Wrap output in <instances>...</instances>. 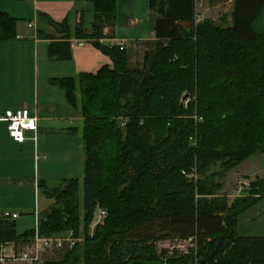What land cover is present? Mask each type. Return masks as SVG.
<instances>
[{
  "label": "trees",
  "instance_id": "1",
  "mask_svg": "<svg viewBox=\"0 0 264 264\" xmlns=\"http://www.w3.org/2000/svg\"><path fill=\"white\" fill-rule=\"evenodd\" d=\"M193 1L149 0L164 4L156 28L168 41L151 43L134 68L124 48L100 41L116 0H93L91 33L76 27L111 65L50 79L81 115L70 131L84 142V166L81 179L38 181L49 202L36 230L77 237L82 227V239L41 264H264V236L237 230L264 197V175L232 200L220 192L230 171L264 153V0H231L222 23L197 20ZM17 22L0 11V41L16 38ZM48 57L69 60V41H51ZM99 209L106 216L90 233ZM36 230L0 216V247L26 245ZM190 237L186 253L156 246Z\"/></svg>",
  "mask_w": 264,
  "mask_h": 264
},
{
  "label": "crops",
  "instance_id": "2",
  "mask_svg": "<svg viewBox=\"0 0 264 264\" xmlns=\"http://www.w3.org/2000/svg\"><path fill=\"white\" fill-rule=\"evenodd\" d=\"M116 2L115 20L105 26L100 41L107 44L124 42L127 67L134 68L140 61L141 48L146 42L168 41V37L157 34L156 28L164 4L153 3L152 6L149 0ZM219 2L229 3L232 8L231 0H194L193 11L197 20L210 18L199 15L204 5ZM0 11L18 19L16 38L0 41V211L30 213L38 208V181H48V154L59 153L54 159L56 161L66 153H82L84 147L80 135L78 137V133L70 131L72 127L80 129L81 115L67 102L65 91L50 79L76 77L83 71L96 72L104 64L111 65V60L90 40L73 35L80 25L85 33L92 32L93 0H0ZM230 12L231 9L228 15L222 14L218 23H222L224 17L230 22ZM53 22L62 25L56 27ZM180 24L181 27L188 26L184 22ZM61 40L69 41L71 58L50 59L49 43ZM17 109H25L37 118L36 133H26L27 139L22 143L9 137L7 124L1 119L6 110ZM34 135L35 141L30 139ZM259 156H264V153ZM235 172V175L246 177L244 172ZM259 202L264 209V197L256 204ZM248 212L246 210L240 216H250ZM31 219L24 218L22 222ZM238 233L252 235L239 230Z\"/></svg>",
  "mask_w": 264,
  "mask_h": 264
},
{
  "label": "rangeland",
  "instance_id": "3",
  "mask_svg": "<svg viewBox=\"0 0 264 264\" xmlns=\"http://www.w3.org/2000/svg\"><path fill=\"white\" fill-rule=\"evenodd\" d=\"M231 9V6L229 3H209L208 5H204L203 8H201L199 11V15H205L207 17H210L215 20L216 23L220 22L221 15H228L229 11ZM144 47H152V44H144V46L141 48V54L142 51L145 49ZM141 59V56H140ZM79 137V134H78ZM82 153H66V155L62 156L61 158L57 157L58 160H54L56 155L59 153H49L48 154V172L49 176H47V180L50 182V184H54L55 182L59 181L62 177L65 176H71L74 178L81 179L83 176V166H84V147L81 150ZM257 154L246 161L242 162L239 166L236 167L235 171L244 172L246 177L243 175L238 176L235 175V171L232 170V172L227 176L225 187L220 191L221 193L233 195L229 198L233 199L235 196L239 194L238 192V186L239 182H250L251 180H255L257 177H261L264 175V156L260 157ZM259 156V157H258ZM258 170V172H257ZM67 172L69 175H66ZM256 172V173H255ZM233 173V174H232ZM243 174V173H242ZM256 174V175H254ZM48 200H46L44 197H42L39 193L38 198V208L37 209L38 215L40 210L44 209L48 205ZM261 202L258 204L250 207L248 209V213L250 216H247L243 218H239V227L238 230L240 233H246V234H252V235H264V209L261 207ZM35 206V205H34ZM33 206V207H34ZM32 207V208H33ZM32 217V219L29 222H22L24 218ZM35 219V215L33 214V210L30 213H21L18 215V218H16L17 222V230L19 232L24 231L25 229L29 228L28 226H34L35 222L33 223ZM31 222V223H30ZM95 226L93 227V223L89 226L90 233H93ZM82 227H80V238L82 239ZM158 250H167L170 251V253L178 252V253H186L189 252L191 245L190 242L185 239H167L158 241L156 243ZM61 252V251H59ZM62 255V253H55L51 258H58ZM8 264H21L19 262H9Z\"/></svg>",
  "mask_w": 264,
  "mask_h": 264
},
{
  "label": "built area",
  "instance_id": "4",
  "mask_svg": "<svg viewBox=\"0 0 264 264\" xmlns=\"http://www.w3.org/2000/svg\"><path fill=\"white\" fill-rule=\"evenodd\" d=\"M29 26H32L29 24ZM117 45L120 48L125 49L124 42H119ZM7 124V132L10 138L18 143L24 142L27 137L26 133H36L37 130V118L29 114L25 109L6 110L1 116ZM31 140H36V135H34ZM189 178H197V173L195 168L191 170L188 174ZM249 186L248 182H239L238 192L243 188ZM35 215V230L37 229L38 212L37 209L33 211ZM18 213L10 212L8 210H3L0 212L2 218L16 219L18 218ZM106 216V211L103 209L96 210L94 212L93 227L97 224L103 222ZM82 237V236H81ZM81 238L79 236L75 237L72 231L62 233L55 236H42L37 230L34 237L29 243L23 246H17L13 243H6L0 247V264H8L9 262H19L21 264H41L45 259L50 258L56 252L62 251L66 248H71L76 242H79ZM190 245H193V238L187 239Z\"/></svg>",
  "mask_w": 264,
  "mask_h": 264
},
{
  "label": "water",
  "instance_id": "5",
  "mask_svg": "<svg viewBox=\"0 0 264 264\" xmlns=\"http://www.w3.org/2000/svg\"><path fill=\"white\" fill-rule=\"evenodd\" d=\"M187 97V94H184L181 100L184 101Z\"/></svg>",
  "mask_w": 264,
  "mask_h": 264
}]
</instances>
